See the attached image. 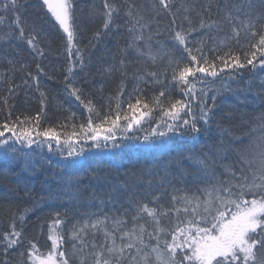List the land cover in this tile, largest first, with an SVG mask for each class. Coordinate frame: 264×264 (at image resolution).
<instances>
[{
	"label": "snow or ice",
	"instance_id": "obj_1",
	"mask_svg": "<svg viewBox=\"0 0 264 264\" xmlns=\"http://www.w3.org/2000/svg\"><path fill=\"white\" fill-rule=\"evenodd\" d=\"M101 3V28L89 43L122 27L126 33L125 44L110 52L112 62L103 69L110 76L120 74L117 95L110 97L106 105H97L76 79L77 69L85 66V57L75 0H41V6L64 36L65 90L83 105L87 117L77 122L73 113L71 122L43 127V107L35 116L22 118H13L10 110L0 122V149L4 150L0 154H16L17 144L46 147L63 155L69 169L86 168V174L99 183L105 179L100 175V164L107 156L119 155L116 150L121 149L123 140H142L129 146L139 153L168 154L173 151L176 137L210 133L218 94L211 85L217 78L232 79L245 69L264 70V0H223L224 7L220 6L221 0ZM22 7L20 0H0V29L7 28L0 42L22 41L35 54L33 58L40 59L46 54L41 47L43 28L37 21L22 19ZM165 16L169 23L162 30L160 18ZM120 17L123 24L117 22ZM226 26L229 32L214 39V46H209L206 38L196 39L193 35L220 33ZM165 31L170 38L167 42L159 39ZM241 33L245 37L242 45ZM228 41L240 47L233 50ZM8 63L15 70L13 60ZM42 73L44 68L37 63L36 75L31 71L26 75L33 81L43 106L47 92L40 88ZM128 78L134 83L126 93ZM146 84L156 85L159 90L146 96L142 87ZM209 91L213 93L211 106ZM10 92L14 93L11 87ZM4 103L9 101L5 99ZM154 112L159 122L151 127ZM258 119L264 120V114ZM144 123H149L146 135H127L133 128L143 131ZM261 129L264 131V124ZM225 134L231 137L227 128L220 129L219 140L208 135L198 150L177 148L176 158L157 171L125 174L123 181L111 186L107 199L92 192V201H98L99 210L83 214L70 228L65 227L66 210L53 212L47 235L50 246L45 251L32 241L20 251L24 225L32 212L25 208L13 217L6 231L0 232V250L5 254L16 250L22 258L20 264H264V135L246 148H226ZM232 141L233 145L244 143L240 137H232ZM93 147L98 151L92 154L95 163L89 164L84 153ZM229 152L237 159L225 163ZM186 161L193 171L184 167ZM23 162H31L30 153L25 154ZM153 178L159 189L153 187ZM129 181L143 184V194L129 197L128 207L124 208L113 193L126 192ZM173 181H178L180 187ZM82 183L80 177L68 174L61 194L78 201ZM165 197L167 204L163 202ZM106 205L111 209L105 210ZM66 245L71 248L70 254Z\"/></svg>",
	"mask_w": 264,
	"mask_h": 264
},
{
	"label": "trees",
	"instance_id": "obj_2",
	"mask_svg": "<svg viewBox=\"0 0 264 264\" xmlns=\"http://www.w3.org/2000/svg\"><path fill=\"white\" fill-rule=\"evenodd\" d=\"M23 5L19 9L22 19L32 22L37 21L43 28L41 36V47L45 50V56L40 59H34V53L22 41L0 42V122H3L11 110L12 117L35 116L41 112L43 114L41 124L43 127L57 125L63 122H71L69 118L75 114L77 122H83L87 117V111L79 101L69 96L63 83L64 72L66 68V56L64 46V36L62 31L54 26L52 20L46 13V9L41 6V0H20ZM77 23L82 26L80 36V47L85 57V66L83 69H77V81L83 85L84 91L91 96L97 105L104 106L110 97L114 98L118 91L121 76L118 72L108 75L103 69L108 63L112 62L110 52L117 51L118 45L126 42V33L123 27L119 31H112L101 37L99 41L89 43L94 32L101 28L102 11L101 0H75ZM116 3H122V0H115ZM138 3L145 0H137ZM201 3L204 0H200ZM221 7H224L221 0ZM259 5L257 8L259 10ZM2 12V8H0ZM95 13V14H94ZM11 16V13L8 14ZM118 23L123 24V17L118 18ZM161 29L164 30L168 25V18H160ZM7 28L0 29V35H3ZM229 32L226 26L223 32L211 33L198 32L193 35L196 39L206 38L209 46L213 45V40H219ZM159 39L169 41V35L165 34ZM241 45L245 42V37L241 33ZM237 50L240 45L234 41H228ZM132 58V57H130ZM12 59L15 63V70L8 60ZM39 63L44 68V73L40 74V88L47 92V100L42 106L40 103L39 92L36 90L33 81L26 73L31 71L36 75V64ZM21 65H28L22 68ZM132 69H129L131 75ZM223 75V74H222ZM27 80V83L24 81ZM134 81L131 78L126 80L125 92H130ZM10 87L14 93L10 92ZM146 96H151L159 90L156 85L146 84L142 86ZM199 87V85H198ZM213 90H218L216 95V104L214 108V122L210 125V133L199 137L180 135L172 142L173 151L168 154H161L153 151L150 153H139L133 151L129 146L137 143H143L142 140H123L121 149L116 157L107 156L100 164V175L105 179L97 182L86 174V168L69 169L63 155L55 151H48L45 147L37 149L35 145L28 148L17 144L18 152L9 153L8 156L0 154V232L6 231L14 216L18 215L25 208L32 210L26 224L24 225V244L20 251L28 247V242L32 241L38 244L41 251H45L50 246L47 239L48 225L52 219V213L55 211H67L65 227L70 228L72 223L81 219L83 214L98 211V201H92V192L102 199L108 198L111 192V186L118 185L125 179V174L141 171L159 170L162 164L174 160L177 156V148H192L198 150L200 145L207 139L208 135L219 140L220 129L227 128L231 132V137L224 135V147L233 146L246 148L254 141H258L264 131L261 125L264 120L258 119L264 114V70L257 68L255 71L242 70L241 73L232 79L225 77L223 80H217L211 85ZM212 91H209V106H211ZM174 95L179 96L178 92ZM9 103L6 105L4 100ZM123 99V97H121ZM113 106L115 100H112ZM105 109L101 108V113ZM159 118L154 112L152 114L151 127H155ZM143 131L133 128L127 135L143 137L147 134L149 123L142 125ZM59 130V129H58ZM121 133H117L119 137ZM232 137H240L244 143L242 145H233ZM91 143V142H89ZM88 147L87 145L85 146ZM0 149V153H3ZM94 147L84 153V158L89 164H94ZM107 151V150H106ZM31 154V162L27 165L23 162L25 154ZM16 155L18 159H12ZM237 157L229 152L227 162H235ZM184 167L191 172L193 167L186 161ZM68 174L78 176L82 179V192L78 201H70L63 196L62 189ZM148 176H144L147 180ZM176 187H180L178 181H173ZM130 187L125 191L113 193L118 196L119 204L124 208L128 207L127 199L135 198L136 195L143 194V184L137 185L134 181H129ZM153 187L159 189L153 178ZM167 204V197L164 198ZM111 205H106L105 210H110ZM68 253L71 248L66 245ZM21 257L16 250H10L7 254L0 250V264L7 261V264H20Z\"/></svg>",
	"mask_w": 264,
	"mask_h": 264
}]
</instances>
